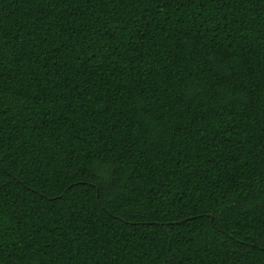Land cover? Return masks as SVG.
Wrapping results in <instances>:
<instances>
[{"label": "trees", "instance_id": "16d2710c", "mask_svg": "<svg viewBox=\"0 0 264 264\" xmlns=\"http://www.w3.org/2000/svg\"><path fill=\"white\" fill-rule=\"evenodd\" d=\"M0 264H264V0H0Z\"/></svg>", "mask_w": 264, "mask_h": 264}]
</instances>
